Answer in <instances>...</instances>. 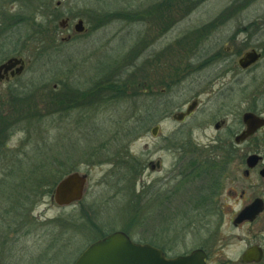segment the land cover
<instances>
[{
    "label": "rangeland",
    "instance_id": "obj_1",
    "mask_svg": "<svg viewBox=\"0 0 264 264\" xmlns=\"http://www.w3.org/2000/svg\"><path fill=\"white\" fill-rule=\"evenodd\" d=\"M79 19L84 33L74 31ZM252 49L262 58L249 70L221 73L224 84L240 76V87L212 97L205 77ZM14 56L26 68L0 83V118L12 117L0 137V264H74L117 230L170 257L206 247L239 262L248 247H264V213L233 224L264 199L261 166L249 179L238 174L234 197L231 168L208 178L193 168L197 144L213 133L200 125L226 115L243 129L244 113L264 116V0H0V64ZM199 93L204 111L175 121ZM242 149L245 159L264 156V127ZM201 155L215 168L218 154ZM75 171L88 174L83 200L57 206L54 186Z\"/></svg>",
    "mask_w": 264,
    "mask_h": 264
},
{
    "label": "water",
    "instance_id": "obj_2",
    "mask_svg": "<svg viewBox=\"0 0 264 264\" xmlns=\"http://www.w3.org/2000/svg\"><path fill=\"white\" fill-rule=\"evenodd\" d=\"M61 28H67L69 22L62 19L59 23ZM76 33H84L86 27L83 19H79L74 26ZM262 58V53L257 49L247 51L240 58L239 64L242 68L247 69L257 63ZM12 76L20 75L26 68V61L23 57H10L0 64V83L4 79V73L12 70ZM190 105L186 111H177L172 114L175 121H182L193 110ZM245 130L236 137V142L246 141L253 136L259 129L264 127V117L256 115L253 112H246L243 115ZM160 125L152 128L151 134L158 136ZM261 156L259 154H250L246 159L249 169L254 168ZM156 166L160 168V161ZM264 177V168L260 171ZM88 184V174H81L79 171L71 172L64 176L55 186L52 192L53 202L60 207H67L84 198ZM264 211V199L256 198L250 204L246 205L236 216L233 221L234 225L246 221L253 222ZM205 251L195 249L187 255H177L175 257H166L163 250L148 244L134 241L126 232L117 230L103 238L92 242L78 257L74 264H207L205 261ZM264 251L262 247L253 245L248 247L241 256L242 263H259L263 260Z\"/></svg>",
    "mask_w": 264,
    "mask_h": 264
},
{
    "label": "flooded vegetation",
    "instance_id": "obj_3",
    "mask_svg": "<svg viewBox=\"0 0 264 264\" xmlns=\"http://www.w3.org/2000/svg\"><path fill=\"white\" fill-rule=\"evenodd\" d=\"M232 51H233V49H232ZM243 56H244V54L241 57H243ZM219 57L217 55L216 59ZM240 58L238 59L237 65L232 66L230 64H220V65H218V68H220V71L218 72V74H216L215 76H213L211 74L212 75V76H210L211 79H209V76L205 77V78H207L206 79L207 87L210 88L209 89L210 91H212L210 94L212 97H215L216 95L218 97H225V95L228 94V91L235 88L234 86L240 87L241 79H240V76L238 77L237 74L234 76H231V78H229V80H227L225 82V84L222 81H219L222 77L223 78L226 77V76L221 75L223 70L224 71H226V70L234 71L235 69H237L241 73L249 70V68L244 69L240 66V64H239ZM16 68L17 67H14L12 70L8 71L7 73H4V79L2 81H6V80H9L11 78L18 76V75L12 76V72L13 71L15 72ZM205 68H207V67H205ZM208 68H211V66H208ZM194 71L196 72V70H194V67L193 68L191 67L189 69L190 74ZM185 75L187 76V74H185ZM157 78H159V77H157ZM147 79L148 80L150 79V75L147 76ZM151 79H153V78H151ZM155 80H156V78H155ZM217 83H220L221 86L217 87L218 91L216 92L215 91L216 89H214L215 87L212 85H215ZM145 85H147V87H148L147 82L145 83ZM200 95H201L200 93L195 95L192 98V100L188 104H186L184 108L181 109V111H186L190 105L194 104L193 110L191 111V113L189 115H187L181 122H184L186 119L193 117V116L199 114L200 112L204 111V106L206 104L202 101V99L200 98ZM224 108H225V106L219 105V108L216 109V111L222 112L224 110ZM262 117H264V116H262ZM0 119H1V124H0V137H1V136H3V134H2L3 129H1L3 125H2V118H0ZM242 121H243V116H242ZM243 123H244V121H243ZM199 127H200L199 129H202L203 131H205L206 129H210L211 133L213 130V133H212V135H206V141H207L206 143L197 144V147L199 148L198 150H200V151L198 152L199 156H198V158H196L197 160L194 159V161H193L194 162L193 168L195 170H198L197 171L198 177L208 178L211 176V174H214L217 176L221 175V176L227 177L228 170L231 168L233 176L229 179H230L232 184L227 191V193L230 197H234L236 195V193L238 192V190H237V189H239L238 174H242L245 177H247L246 179H249L251 174H252L251 170H254L258 166H261L258 172H259L260 178L264 182V177L260 174V171L264 168V156L263 155L259 154L261 156V160L259 161V163L254 168L249 169V172H246L248 170V168L246 170L243 169V166L246 163V159L248 156L246 157V159L244 158V154L242 153L243 152L242 148H243L244 143L246 141H248V139L246 141H242V142L238 143V142H236V137L245 130L244 127H243V129L230 127L229 123H228V118L226 115L221 116L219 119L211 117L210 121L205 122V124H202ZM203 151L218 154L219 161L215 164V168H211V166L208 165L210 163V161L208 160L206 155H201L203 153ZM200 155H201V157H200ZM199 158H200V160H199ZM150 167H151V169L155 168L153 162H151ZM160 167H161V164H160ZM203 190H205L204 193H208L209 195H211L212 183H209V184L207 183L206 187ZM216 190H218V189L216 188ZM245 195H246L245 191L243 190L241 192V198L243 199L245 197ZM221 212H223V210ZM263 213H264V211L257 217V219L259 217H261V215ZM257 219H255V220H257ZM246 222H249V221H246ZM246 222H244V223H246ZM157 248L163 250L164 246L158 245ZM196 249H203L205 251V254H206L205 261L207 264H246V263L241 262V258H240L239 262L219 261V260L214 259V257L212 256V253L206 247H199ZM262 249L264 251V247H262ZM192 251L185 253V254H182V255L190 254ZM164 253H165L166 257L170 258L168 253H166L165 251H164ZM263 259H264V257H263ZM249 264H256V263H249Z\"/></svg>",
    "mask_w": 264,
    "mask_h": 264
},
{
    "label": "trees",
    "instance_id": "obj_4",
    "mask_svg": "<svg viewBox=\"0 0 264 264\" xmlns=\"http://www.w3.org/2000/svg\"><path fill=\"white\" fill-rule=\"evenodd\" d=\"M38 41V43H40V46L41 47H43V43H45V42H42L41 40H37ZM42 44V45H41ZM114 85L115 86H113L114 87V94L111 96L112 98H114V99H117L118 98V95L119 94H117V92H118V90L117 89H115V87L117 88L118 86H120L118 83H114ZM102 92V89H100V92L99 93H101ZM120 92V91H119ZM21 94H23V92H21L20 93V95ZM16 101H13V108H15L14 110H17V108H16ZM62 105V104H61ZM64 107V106H63ZM13 109H9V112H17V111H12ZM6 116V115H5ZM4 115H2V119H3V123H4V125L2 126V128L1 129H3V131H4V129L6 130V129H8L9 128V124H8V121H10L11 120V118L12 117H5ZM132 125V129L131 130H133V129H135L136 128V126L134 125V123H132L131 124ZM131 130H127V134L128 135H130L131 133L129 132V131H131ZM132 132V131H131Z\"/></svg>",
    "mask_w": 264,
    "mask_h": 264
}]
</instances>
